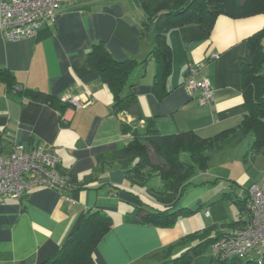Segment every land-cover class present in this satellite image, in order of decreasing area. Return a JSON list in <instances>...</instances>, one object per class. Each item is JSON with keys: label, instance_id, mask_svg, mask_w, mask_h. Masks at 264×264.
Listing matches in <instances>:
<instances>
[{"label": "crops", "instance_id": "1", "mask_svg": "<svg viewBox=\"0 0 264 264\" xmlns=\"http://www.w3.org/2000/svg\"><path fill=\"white\" fill-rule=\"evenodd\" d=\"M144 17L136 0H66L36 36L14 41L0 33V68L15 75L16 89L42 90L63 101L72 96L88 101L60 112L9 89L0 79V153H9L16 143L53 148L60 157L59 171L74 185L66 196L47 186L36 187L21 199L0 196V264H40L49 259L91 209L106 212L113 220L95 249V264H172L169 260L189 246L180 242L186 234L211 225L230 231L228 223L249 218L241 210L247 188L254 183L264 186V152L251 154V136L212 150L208 169H197L179 202L193 213L180 215L171 227L126 219L142 204L138 195L144 198L148 193L127 180L126 169L112 156L130 137L123 130L122 115L113 110L108 86L89 65L93 44L103 42L118 60L148 58L145 76L134 90L143 115L153 118L162 134L193 130L209 138L236 129L243 121L247 103L241 64L247 38L264 27L263 13L220 14L209 36L198 23L169 30L171 91L159 100L156 62L150 56L155 33L143 31ZM193 67L196 79L211 81V104H201L198 91L187 85ZM181 159L192 163L187 152ZM153 182L160 185L158 177Z\"/></svg>", "mask_w": 264, "mask_h": 264}, {"label": "trees", "instance_id": "2", "mask_svg": "<svg viewBox=\"0 0 264 264\" xmlns=\"http://www.w3.org/2000/svg\"><path fill=\"white\" fill-rule=\"evenodd\" d=\"M145 13L143 31L155 33V44L150 56L155 59L154 86L159 100L165 98L170 89L167 80L172 72V49L167 33L189 23H198L206 35L220 14L244 17L264 14V0H136ZM264 27L247 38V51L241 64L242 86L247 103L243 121L236 129L222 131L214 137L204 138L193 130L162 134L153 118H146L140 108L134 87L145 76L148 58L139 62L135 58L116 59L103 42L93 44L88 62L98 72L101 83L108 86L113 97L116 114H131L133 120L124 122L125 134L132 135L126 145L113 154L122 165L127 180L147 190V197L140 195L142 204L126 214L130 222L171 227L180 215L190 214L194 209L183 208L180 199L190 185L197 169L206 171L211 160V151L222 148L246 136L253 138L251 154L264 152ZM0 79L9 89H16L18 80L11 71L0 68ZM21 95L35 101L46 102L63 112L71 105L49 92L21 87ZM142 122H145L142 125ZM34 144V143H31ZM187 152L192 163L181 159ZM155 157V160L153 159ZM160 179L156 186L153 178ZM248 190V188H247ZM248 195V191H247ZM159 204V206L157 205ZM243 215L228 223L232 230L222 231L211 225L189 234L180 241L189 245L183 253L169 261L172 264H191L195 258L220 237L247 225L250 214L247 197L241 203ZM113 227L111 216L100 210H89L68 241L49 259L40 264H95L94 252L102 238ZM172 249V246L169 247ZM168 249V248H167ZM168 254V250H167ZM212 264H264V256L212 257Z\"/></svg>", "mask_w": 264, "mask_h": 264}, {"label": "built area", "instance_id": "3", "mask_svg": "<svg viewBox=\"0 0 264 264\" xmlns=\"http://www.w3.org/2000/svg\"><path fill=\"white\" fill-rule=\"evenodd\" d=\"M65 1L1 0L0 33L5 39L14 41L34 37L47 21L55 19ZM195 72L196 68L190 69L187 85L198 91L197 98L201 104H211L214 101L211 81L208 78L196 79ZM67 101L75 107L88 103L78 96ZM121 115L124 121H131L128 115ZM59 163L60 157L53 148L42 144H14L9 153H0V196L21 199L39 186L59 190L66 196L65 191L73 189L74 185L68 175L59 171ZM247 191L249 223L220 237L211 246L221 258L264 256V187L254 183Z\"/></svg>", "mask_w": 264, "mask_h": 264}, {"label": "rangeland", "instance_id": "4", "mask_svg": "<svg viewBox=\"0 0 264 264\" xmlns=\"http://www.w3.org/2000/svg\"><path fill=\"white\" fill-rule=\"evenodd\" d=\"M124 114V113H123ZM126 115H128L129 117L128 118H130L131 119V121L133 120L132 119V116H131V114L129 115V114H126ZM144 123L145 122H142V125H144ZM129 137H132V135H129ZM153 159L155 160V157H153ZM257 175H260V174H257ZM261 186H263V185H261ZM264 187V186H263ZM199 213L200 212H195L194 213V215H196V216H198L199 215ZM199 218V217H198ZM202 217H201V219H200V221H202ZM202 225H205V224H202ZM185 249V248H184ZM216 254H215V252L213 251V249H212V247L210 246V247H208L206 250H205V252L203 253V254H201V255H199L197 258H195V260L191 263V264H212L211 263V259H212V257H214Z\"/></svg>", "mask_w": 264, "mask_h": 264}]
</instances>
